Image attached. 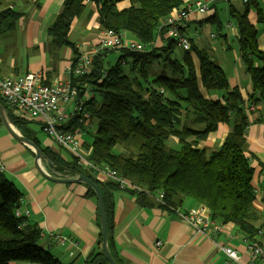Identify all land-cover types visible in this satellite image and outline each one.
<instances>
[{"label": "trees", "instance_id": "obj_1", "mask_svg": "<svg viewBox=\"0 0 264 264\" xmlns=\"http://www.w3.org/2000/svg\"><path fill=\"white\" fill-rule=\"evenodd\" d=\"M91 1L97 8L100 29L124 31L145 46L142 52H116L111 62L108 56L115 50L100 51L94 55L89 73L77 79L79 85L91 88L92 97L83 107L96 121V131L91 133L87 145L88 160L107 166L137 186L139 192L127 191L137 196L140 205L154 202L169 212L190 201L204 208L211 221L221 226L232 224L246 241L260 246L262 240L258 236L264 233L258 222L262 215L253 208L254 169L246 150L249 122L244 110L247 105H264V51L257 47L255 27L245 14L235 16L239 57L252 88L245 103L238 88L229 85L222 67L207 49L193 44L185 29L181 34L187 39L188 50L175 37H166L165 27L158 29L179 8V0H129L130 6L124 9L116 5L122 0ZM84 2L62 0L60 13L47 29L55 47L73 46L67 35L71 22L84 12ZM8 16L16 15L11 10L0 13V26ZM158 41L161 46L153 45ZM201 88L209 93L220 92L221 101L203 96ZM0 104L9 122L42 151L45 161L53 164L50 169L70 177L84 176L98 186L105 207L108 249L114 261L122 264L112 239V196L120 190L117 183L97 179L81 169L74 157L63 161L49 148L42 147L31 129L33 122L13 114L1 97ZM230 114L236 119L221 146L212 151L198 147L206 135L229 122ZM170 137L177 138L176 149L167 146ZM133 141L137 144L134 153L114 152L116 145ZM87 195L95 198L89 187ZM20 198V191L0 172V264H61L39 245V230L28 225L27 219L15 217ZM24 222L26 225L21 227ZM86 264H109L101 252L100 234L96 251Z\"/></svg>", "mask_w": 264, "mask_h": 264}, {"label": "crops", "instance_id": "obj_2", "mask_svg": "<svg viewBox=\"0 0 264 264\" xmlns=\"http://www.w3.org/2000/svg\"><path fill=\"white\" fill-rule=\"evenodd\" d=\"M179 1V8L173 10L169 17L180 9L193 8L198 0ZM251 1L250 5L242 0H218L210 3L207 14H195L184 31L196 47L207 49L211 58L224 70L229 85L238 88L245 103H248L252 88L239 57L236 15H246L248 22L257 31V47L264 51V0ZM84 4V12L71 22L67 35L73 46L55 47L51 44L47 29L60 13L62 0H0V13L11 10L16 15L6 17L0 26V75L15 77L28 72H42L47 84H72L76 81L80 96L75 102L62 106L71 115L64 124L68 130L77 129L80 116L73 115V111L78 103L85 101L83 85H79V77L73 76L69 69L78 57L79 45L89 52L102 31L97 23L95 3L91 1ZM116 5L119 9H124L130 6V2L122 0ZM166 18L162 24L168 19ZM259 18L262 19L261 22L258 21ZM126 38L134 39L128 33ZM233 41L237 45L236 51L232 48ZM154 45L161 46L162 42L158 41ZM230 51L229 57L227 53ZM200 90L203 96L209 97V92L203 88ZM221 97L213 94L211 99L221 101ZM244 110L249 122L245 135L246 150L247 155L251 156L254 169L252 186L257 191L253 208L262 215L261 222L258 223L263 225L264 233V105H256L250 112ZM230 115L229 122L220 124L216 131L206 135L198 147L209 151L220 147L236 119L233 114ZM31 121L39 126L38 121ZM31 129L42 147L49 148L63 161L70 160L68 152L54 144L40 126L41 136L32 127ZM95 131L96 121L92 119L88 122L87 129L81 131L83 151L89 153V142L85 138L92 137L91 133ZM190 140L193 138L188 141ZM168 142L169 148L178 147L176 137H170ZM40 165L51 177L77 178L50 169L45 160ZM0 172L20 191L19 210L22 213L29 211L27 224L39 230V245L61 264H86L90 254L96 251L100 234L96 197L87 195V186L82 183H59L45 179L34 165L32 150L17 142L1 121ZM112 201V239L116 257L122 264H224L226 256L222 251L223 247L237 252L239 261L234 264L253 262L247 248L248 241L232 224L221 226L215 234L209 231L208 236L194 234L178 217V212L198 207L190 201L169 212H164L154 202L140 205L137 196L127 190L115 191ZM53 235L65 237L67 242L64 245L51 243ZM258 238L262 240L259 242L264 250V235Z\"/></svg>", "mask_w": 264, "mask_h": 264}, {"label": "built area", "instance_id": "obj_3", "mask_svg": "<svg viewBox=\"0 0 264 264\" xmlns=\"http://www.w3.org/2000/svg\"><path fill=\"white\" fill-rule=\"evenodd\" d=\"M216 0H198L194 7L180 9L171 17H167L168 29L166 37H175L177 43L184 49H189L187 39L181 34L187 24L192 20L195 14L205 15L208 11V5ZM249 0H242L243 3ZM91 0H85L89 3ZM125 36L114 30H102L96 38L95 45L88 52L84 46L79 45V54L75 62L71 65L69 72L75 77L86 76L93 66V57L100 51L113 48H125L131 51L142 52L144 45L135 41H124ZM124 45V46H123ZM83 95L85 101H81L75 106L73 115H79L81 118L78 123L80 128L75 130L65 129L64 124L71 117L62 106L75 102L79 96V90L69 82L47 84L44 81L42 72H28L22 76L5 77L0 75V97L6 106L17 117L25 120L38 121L41 124V130L50 137L59 147L68 151L73 156L78 165L83 169L89 170L96 178L110 179L117 183L120 190H131L139 192L140 189L126 179L119 177L117 172L104 165H95L87 158L81 147V131L86 129L91 115L86 110L85 102L92 96L91 88L83 85ZM84 106V107H83ZM254 110V106L249 107L248 111ZM90 153V152H89ZM88 153V154H89ZM101 179V178H99ZM255 193V191H254ZM162 194H158L157 201L160 203ZM17 218L27 219L29 211L22 213L19 208L14 213ZM178 217L185 222L196 235L208 236L209 231L214 233L220 230L219 224L207 218L206 210L202 207L178 212ZM26 222L21 225L24 227ZM51 243L64 245L67 242L65 237L53 235ZM160 244V243H158ZM253 262L252 264H264V250L257 244L247 243ZM226 259L224 264H234L239 261L237 252L229 247H223Z\"/></svg>", "mask_w": 264, "mask_h": 264}, {"label": "water", "instance_id": "obj_4", "mask_svg": "<svg viewBox=\"0 0 264 264\" xmlns=\"http://www.w3.org/2000/svg\"><path fill=\"white\" fill-rule=\"evenodd\" d=\"M0 121L7 132L19 143L27 146L32 150L34 153V165L39 171V173L49 181L59 182V183H82L83 185L91 188L95 193L96 201H97V208H98V215H99V225H100V235H101V252L103 253L104 257L107 259L109 264H117L114 259L112 258L109 249H108V229H107V222H106V215H105V207L104 201L101 191L99 190L98 186L91 180L87 179L84 176H77L74 179H66V178H55L47 175L41 169L40 162L45 160V155L42 151L30 140L23 137L19 132L13 127V125L9 122L6 115L5 108L0 104ZM46 164L49 167H52L53 164L49 161H46Z\"/></svg>", "mask_w": 264, "mask_h": 264}, {"label": "rangeland", "instance_id": "obj_5", "mask_svg": "<svg viewBox=\"0 0 264 264\" xmlns=\"http://www.w3.org/2000/svg\"><path fill=\"white\" fill-rule=\"evenodd\" d=\"M216 1H218V0H216ZM216 1H214V2H216ZM213 3V2H212ZM177 12V11H176ZM167 20L165 21V23L164 24H160V26H159V28L158 29H162V27H165V34H166V31H167V29H168V25H167ZM117 33H119V34H123L124 36H125V39H124V41H128V39L126 38V32H124V31H120V32H117ZM169 38V37H168ZM176 39V38H175ZM131 41H135V42H139L138 40H131ZM177 41V40H176ZM139 43H141V42H139ZM142 44V43H141ZM153 44V43H152ZM84 45L86 46L87 45V43H84ZM144 45V44H143ZM154 45V44H153ZM124 46V45H123ZM145 46V45H144ZM232 48H233V50H235L236 51V48H237V45H236V43L234 44V41H233V43H232ZM128 50V49H125V48H113V49H111V50H115L114 52L115 53H113V54H109V56H108V60L111 62V60L112 59H114V55H116V52H120V51H122V50ZM128 51H131V50H128ZM131 52H137V51H131ZM225 53H227V52H225ZM231 53V51L230 52H228L227 54L229 55ZM229 57H230V55H229ZM213 94H217V95H220L221 96V93L220 92H210L209 94H208V96L211 98L212 97V95ZM252 105H250V106H248L247 108H246V111L247 112H249L248 111V109H249V107H251ZM62 109H63V107H62ZM64 110V109H63ZM80 118H81V116H80ZM91 120H92V118H91ZM94 120V119H93ZM78 121V120H77ZM35 122H33L32 124H30V126L35 130V131H37L38 132V134H39V136H41V130L39 129V126H40V128H42L41 127V124L40 123H37V124H39V126L38 125H36V124H34ZM81 127V125L78 123V126L76 127V128H80ZM87 129V128H86ZM83 130H85V129H83L82 128V131ZM46 135V134H45ZM47 136V135H46ZM48 137V136H47ZM50 140H52L50 137H48ZM89 139H86L85 138V140H87L89 143L91 142V137L89 136L88 137ZM53 141V140H52ZM53 143L54 144H56L54 141H53ZM135 143H136V141H133L132 143H122V144H118V145H116L115 147H114V152H116L117 154H119V153H121V152H123V149H124V152L123 153H127V152H129V151H132L133 153L136 151V146H137V144L135 145ZM169 143L170 142H168V144L167 145H169ZM57 145V144H56ZM58 146V145H57ZM59 147V146H58ZM61 148V147H60ZM123 148V149H122ZM172 148H175V147H172ZM63 149V148H62ZM63 150H65V149H63ZM83 150V149H82ZM89 150V149H88ZM66 151V150H65ZM120 151V152H119ZM68 152V151H67ZM84 153H87V158L89 157V154H88V151H83ZM69 154V153H68ZM70 155V154H69ZM71 156V155H70ZM73 157V156H72ZM78 164V163H77ZM80 166V165H79ZM97 166H99V165H97ZM80 168L81 169H83L81 166H80ZM83 170H86V171H89V170H87V169H83ZM89 173H91L90 171H89ZM98 179V178H97Z\"/></svg>", "mask_w": 264, "mask_h": 264}, {"label": "bare ground", "instance_id": "obj_6", "mask_svg": "<svg viewBox=\"0 0 264 264\" xmlns=\"http://www.w3.org/2000/svg\"><path fill=\"white\" fill-rule=\"evenodd\" d=\"M128 41H131L130 39H128ZM14 127V126H13ZM15 128V127H14ZM16 129V128H15ZM17 130V129H16ZM18 131V130H17ZM20 134V133H19ZM40 167H41V165H40ZM41 169H42V167H41ZM134 185V184H133ZM255 191V193L257 192L256 190H254ZM220 226V228H221V225H219ZM215 234V233H214Z\"/></svg>", "mask_w": 264, "mask_h": 264}]
</instances>
